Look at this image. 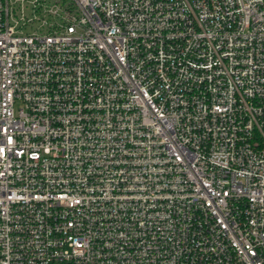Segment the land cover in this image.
Listing matches in <instances>:
<instances>
[{"label":"built area","instance_id":"2783aa9c","mask_svg":"<svg viewBox=\"0 0 264 264\" xmlns=\"http://www.w3.org/2000/svg\"><path fill=\"white\" fill-rule=\"evenodd\" d=\"M0 264H264V0H0Z\"/></svg>","mask_w":264,"mask_h":264},{"label":"rangeland","instance_id":"374dc122","mask_svg":"<svg viewBox=\"0 0 264 264\" xmlns=\"http://www.w3.org/2000/svg\"><path fill=\"white\" fill-rule=\"evenodd\" d=\"M47 2L51 3V2H52V0H47Z\"/></svg>","mask_w":264,"mask_h":264}]
</instances>
